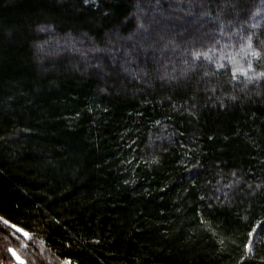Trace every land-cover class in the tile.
Returning <instances> with one entry per match:
<instances>
[{
    "label": "trees",
    "instance_id": "1",
    "mask_svg": "<svg viewBox=\"0 0 264 264\" xmlns=\"http://www.w3.org/2000/svg\"><path fill=\"white\" fill-rule=\"evenodd\" d=\"M262 73L264 0H0V264H264Z\"/></svg>",
    "mask_w": 264,
    "mask_h": 264
},
{
    "label": "snow or ice",
    "instance_id": "2",
    "mask_svg": "<svg viewBox=\"0 0 264 264\" xmlns=\"http://www.w3.org/2000/svg\"><path fill=\"white\" fill-rule=\"evenodd\" d=\"M85 2H87V0H85ZM247 43L245 45V47L247 49L250 50V52L248 54H250L252 57H256V58H259L260 56V52L259 51H255V50H252V37L251 36H248L247 38ZM193 55L196 57V58H200V56L202 55L201 53L199 52H194ZM206 56V54H204ZM206 58H209L210 57H207ZM252 68V65L249 63L248 64V69H251ZM241 72H243L244 75H247V70L245 69H240ZM262 75H264V73H262ZM234 76H235V73H234ZM0 222L3 223L5 229H15L17 233H21L22 234V237L23 238H26V239H32L31 237V234L28 233L27 231H25L23 228H18V226L16 224H13L11 223L10 221H8L7 219H5L4 217H0ZM13 235H16V233H13ZM17 239H21V236H17L16 237ZM26 247V245H24ZM7 251L11 253V255L13 257H15V260L17 261V264H26L25 260L22 258V256L17 252L16 249H13L11 247H8L7 248ZM65 264H71V260H66L65 261Z\"/></svg>",
    "mask_w": 264,
    "mask_h": 264
},
{
    "label": "water",
    "instance_id": "3",
    "mask_svg": "<svg viewBox=\"0 0 264 264\" xmlns=\"http://www.w3.org/2000/svg\"><path fill=\"white\" fill-rule=\"evenodd\" d=\"M11 254V253H10ZM12 256V255H11ZM13 257V256H12ZM13 259L15 260V257H13ZM15 262H17L16 260H15Z\"/></svg>",
    "mask_w": 264,
    "mask_h": 264
},
{
    "label": "rangeland",
    "instance_id": "4",
    "mask_svg": "<svg viewBox=\"0 0 264 264\" xmlns=\"http://www.w3.org/2000/svg\"><path fill=\"white\" fill-rule=\"evenodd\" d=\"M15 261V260H14ZM15 264H17V262H15Z\"/></svg>",
    "mask_w": 264,
    "mask_h": 264
}]
</instances>
